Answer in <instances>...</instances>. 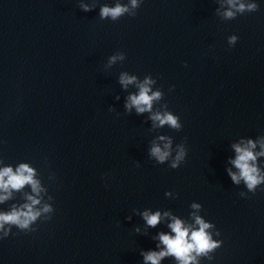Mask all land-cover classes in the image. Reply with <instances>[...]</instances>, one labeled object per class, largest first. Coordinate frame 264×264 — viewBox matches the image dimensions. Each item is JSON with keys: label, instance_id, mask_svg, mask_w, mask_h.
<instances>
[{"label": "water", "instance_id": "95a60500", "mask_svg": "<svg viewBox=\"0 0 264 264\" xmlns=\"http://www.w3.org/2000/svg\"><path fill=\"white\" fill-rule=\"evenodd\" d=\"M246 2L258 11L226 19L227 0H138L136 9L131 0H0V168L28 163L42 189H9L0 212L30 203L28 195L40 200L36 209L53 208L36 231L11 226L0 264H145L141 252L164 250L159 233L174 235L171 216L198 228L194 212L223 241L195 264H264V184L253 194L226 171H237L233 144L264 150V0ZM116 3L136 16L102 19L101 7ZM118 52L125 59L109 65ZM121 72L156 79L152 90L164 96L153 112L178 115L182 130L127 113L138 88L123 89ZM161 135L173 151L186 138L179 168L150 156ZM255 163L264 175V156ZM144 211L161 212L155 228Z\"/></svg>", "mask_w": 264, "mask_h": 264}, {"label": "clouds", "instance_id": "9594fccd", "mask_svg": "<svg viewBox=\"0 0 264 264\" xmlns=\"http://www.w3.org/2000/svg\"><path fill=\"white\" fill-rule=\"evenodd\" d=\"M142 2V0H141ZM227 4L230 6L227 11L223 13L226 19H235L237 13L243 15L244 13H252L258 11V4L256 2H246V0H227ZM80 7L84 12H89L92 9L86 5L81 4ZM138 0H131V8H139ZM232 9H235L233 11ZM129 13L131 17L136 16V12H129V7L121 3H116L115 7L103 6L100 9V17L108 18L110 17L113 21H117L120 17ZM238 36L232 35L228 38L229 46H234L238 41ZM125 54L123 52H118L116 55H112L108 64H115L118 60H124ZM187 66V65H185ZM119 83L123 89L127 90L129 85L136 84L138 88V94H130L125 102V110L127 113H131L132 109L138 115L145 112L151 113L150 119L153 122V127H162L168 125L171 129L176 131L182 130V123L180 122V117L174 115L172 112L160 111L153 112L154 102H159L164 96L161 90H152V85L157 83L156 79L151 76H146L143 82L138 83L136 76H130L127 72H121L119 76ZM174 89L170 88L169 91ZM119 99V96L116 97ZM167 108V104L163 105ZM113 110L110 108V111ZM159 122L158 124L156 122ZM159 141H163V147L160 146L156 141L152 142V147L150 149V156L155 159L158 164H165L169 162L168 166L171 169H177L185 162L187 156L186 138L184 142L176 145L175 151H173V140L168 136L161 135L158 137ZM261 149H264V137L259 141ZM236 155L235 158L230 160V163L234 166L237 171H233L231 168L226 169L228 176L231 181L239 185L241 180L244 181L249 192L255 194L257 187L264 184V175L260 174L258 167L256 166L257 156H264V150L254 153L253 149L256 147V143L252 140H248L243 146L241 144L232 145ZM139 166V165H138ZM34 169L29 166L28 163L19 164L15 171H13L12 166H5L0 168V190H3L6 194L0 195V203L8 200L11 196L9 189L20 191L25 185H30L33 193L37 196L42 191L40 183L38 180L34 179ZM170 193L166 192L165 195ZM244 196L245 193H240ZM27 200L30 203H24L20 207L13 206L11 211L0 212V230H3L4 239L9 236L12 231L11 226H16L21 230H28L30 232L36 231V229L31 226L37 221V219L43 214H47L53 211V208L49 204H45L42 209H36L35 206L40 204V200L32 195L27 196ZM193 209L200 210L201 204L193 203L191 205ZM135 211V209L133 210ZM143 220L146 222L147 226L155 228L157 224L161 221V212L156 211L151 213L149 211H144L140 214ZM164 216H170L169 212H165ZM195 225L198 228H194L191 225L185 226L181 219L176 216H171V223L168 227L174 235L165 234L163 232L159 233V241L164 245V250L159 252L148 251L141 252L145 264H160L162 258L166 256H173L180 262V264H195L196 257L200 255H207L215 249L222 246V240H214L212 234L208 231L214 227L211 222H206L204 218L197 215L195 212L192 213ZM131 216L127 219L131 220ZM49 220L52 217H48ZM5 225H9L5 229ZM136 232L140 229L136 228ZM146 234V233H145ZM216 235L219 236L220 232L217 231ZM159 247V245H158ZM196 255H192V253ZM208 259H213L209 256Z\"/></svg>", "mask_w": 264, "mask_h": 264}]
</instances>
